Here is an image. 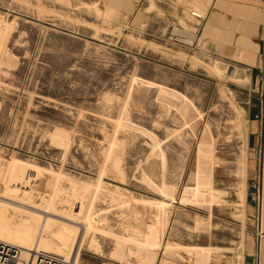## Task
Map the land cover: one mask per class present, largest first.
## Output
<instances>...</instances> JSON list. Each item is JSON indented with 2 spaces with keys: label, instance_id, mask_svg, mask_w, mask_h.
Segmentation results:
<instances>
[{
  "label": "rangeland",
  "instance_id": "rangeland-1",
  "mask_svg": "<svg viewBox=\"0 0 264 264\" xmlns=\"http://www.w3.org/2000/svg\"><path fill=\"white\" fill-rule=\"evenodd\" d=\"M112 1L0 0L3 221L61 248L77 219L75 264H243L261 97L238 58L204 44L194 0L169 22L135 0L113 19Z\"/></svg>",
  "mask_w": 264,
  "mask_h": 264
},
{
  "label": "crops",
  "instance_id": "crops-1",
  "mask_svg": "<svg viewBox=\"0 0 264 264\" xmlns=\"http://www.w3.org/2000/svg\"><path fill=\"white\" fill-rule=\"evenodd\" d=\"M160 8V22L176 20L184 13L182 3L192 0H135L133 4H149ZM182 1V2H181ZM181 2V3H180ZM195 11L209 17L201 39L204 44L216 45L222 54L238 58L247 73L251 92L257 96L264 92V0H194ZM127 0L107 3L106 16L116 19L120 11L127 9ZM176 8V10H175ZM148 16L153 19L155 13ZM230 67H234L231 66ZM237 71V68L234 67ZM238 73V71L235 73ZM260 112V111H259ZM258 110H252L247 131L246 213L251 236L245 240L243 264H264V130L256 118ZM257 197L259 200H257Z\"/></svg>",
  "mask_w": 264,
  "mask_h": 264
},
{
  "label": "bare ground",
  "instance_id": "bare-ground-1",
  "mask_svg": "<svg viewBox=\"0 0 264 264\" xmlns=\"http://www.w3.org/2000/svg\"><path fill=\"white\" fill-rule=\"evenodd\" d=\"M106 12H108V11L106 10ZM0 34L3 36V32ZM11 173H13V170L11 171ZM12 176L13 177L10 180L13 181V180L18 179V177H16V173L13 174ZM21 182H23L21 184V186L24 189L25 188L26 189L27 188H30V189L33 188V185L30 183L29 180H27L26 182H24V181H21ZM13 185H16V183H14ZM13 190H17V189L15 188ZM2 192L4 193V195L0 194V244L3 245L4 247H8V248L13 247V246L17 247L16 248L17 249L16 250L17 255L12 258V260L10 262L11 264H35V260L37 259L38 256L41 255L40 252L42 251V250H37V248H39V247H43L44 249H47L45 251L50 250V251H54L56 253L57 252H60V253L65 252L67 254L66 259H67L68 255L72 256L69 260V263L70 264L76 263L75 257H73V256L77 255L80 244L82 242V235L80 233L77 235L75 233L76 231L73 227V224H78V225L80 224V223H78L77 219L74 220V218L71 219V217H69L68 219H64V217H61V216H55L53 214L44 213L43 216L46 219L45 222L48 221L47 218L58 217V218L64 219L65 221H67L71 225L66 226L65 224H61V227L66 229L64 232L58 233L59 238L61 239L60 240V247L61 248L56 247V245L53 243L40 242V240H39L40 236L39 235H38L36 240H33V239H31L32 234L29 231L30 228L19 227V228L15 229V231H14V229H12V231H11V229L7 226V223L3 221L4 211H5L4 203L5 202L7 203V199L5 198L6 197L5 195H7L8 193L6 192V190L4 188H2ZM24 192H25V190H24ZM12 202L14 203V204H12L13 206L19 205V207H25L24 204H20V203L15 202V201H12ZM83 203H84V201H82V205L79 207L80 208V211L78 213L79 215L84 213L83 212V210H84L83 209ZM74 205H75V203H72L71 208H72V206L73 207L76 206V205L75 206ZM41 213H43V212H41ZM49 215H51L52 217H50ZM15 241L19 242L21 244V246L19 244L16 245ZM9 250L13 251V250H11V248H9ZM62 262L64 264H69L65 260H62Z\"/></svg>",
  "mask_w": 264,
  "mask_h": 264
},
{
  "label": "built area",
  "instance_id": "built-area-1",
  "mask_svg": "<svg viewBox=\"0 0 264 264\" xmlns=\"http://www.w3.org/2000/svg\"><path fill=\"white\" fill-rule=\"evenodd\" d=\"M191 15L198 20L205 19V16L194 11L191 12ZM260 97H261V101H260L261 110L259 112V115L256 116V118L259 119L260 125L264 130V92L262 93V95H260ZM259 199L257 197V200ZM16 255H17V251L15 250L10 251L8 247H4L3 245L0 244V264H11L10 262L12 258L15 257ZM35 264H64V263L62 262V260H60V258L56 256L54 257L53 255H49V254H41L35 260Z\"/></svg>",
  "mask_w": 264,
  "mask_h": 264
},
{
  "label": "water",
  "instance_id": "water-1",
  "mask_svg": "<svg viewBox=\"0 0 264 264\" xmlns=\"http://www.w3.org/2000/svg\"><path fill=\"white\" fill-rule=\"evenodd\" d=\"M182 41H184V42H187V43H190V42H188V41H185V40H182Z\"/></svg>",
  "mask_w": 264,
  "mask_h": 264
}]
</instances>
